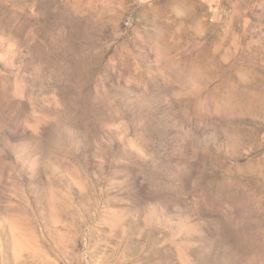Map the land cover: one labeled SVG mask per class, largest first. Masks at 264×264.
I'll return each mask as SVG.
<instances>
[{"label": "rangeland", "instance_id": "rangeland-1", "mask_svg": "<svg viewBox=\"0 0 264 264\" xmlns=\"http://www.w3.org/2000/svg\"><path fill=\"white\" fill-rule=\"evenodd\" d=\"M0 129V264H264V0H0Z\"/></svg>", "mask_w": 264, "mask_h": 264}, {"label": "clouds", "instance_id": "clouds-1", "mask_svg": "<svg viewBox=\"0 0 264 264\" xmlns=\"http://www.w3.org/2000/svg\"><path fill=\"white\" fill-rule=\"evenodd\" d=\"M34 116H35V112H33V114H32V117H34ZM29 119H30V117L25 116V118L22 121H20V123L23 124L25 128L31 127L35 131L37 128V124H29L28 123ZM49 119H55V117H50ZM43 122L44 121H37V123H43ZM2 130L3 129H0V131H2ZM50 132H51V129L45 128L41 132H39L38 135L46 138L50 134ZM144 160H145L144 167L146 169L149 168L153 163H155V161L153 160V158L150 154L147 156H144ZM145 180H146V178H145ZM145 180H141L140 185H139V191L141 194L147 195V194H149V189L146 186Z\"/></svg>", "mask_w": 264, "mask_h": 264}]
</instances>
